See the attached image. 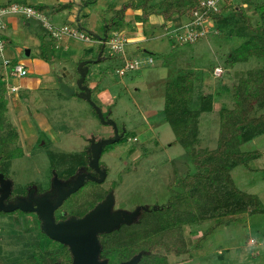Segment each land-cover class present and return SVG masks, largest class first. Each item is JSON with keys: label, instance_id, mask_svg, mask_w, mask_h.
<instances>
[{"label": "rangeland", "instance_id": "374dc122", "mask_svg": "<svg viewBox=\"0 0 264 264\" xmlns=\"http://www.w3.org/2000/svg\"><path fill=\"white\" fill-rule=\"evenodd\" d=\"M106 1L113 6L112 2L115 0ZM157 1L152 0L150 4ZM12 3L46 6L44 20L55 26V15L52 13L54 5H43L39 0H0V4L4 5ZM47 3H50L49 0ZM226 3L229 4L226 11L231 14L233 23L216 30L215 23L209 21L204 29L208 30V34L193 42L180 39L177 32L185 33V30H179L177 26L189 21L188 15H174L170 19L171 25L170 20L167 22L158 15H152L146 21L136 19L133 17L135 10H129L128 22L124 24L127 27L124 36L130 35L133 41L128 40L125 44L124 58L122 53L114 52L110 46L105 45L101 60L98 53L100 44L98 46L94 39L79 42L80 40L76 41L73 36L62 32L52 35L51 30L38 16L12 14L3 17L8 20L17 16L19 19L14 32L9 27L0 29V37L3 38L2 33L5 32L12 39L4 43V48L17 53L18 56L13 59L24 61L37 56L32 39L36 45L42 38L54 40L50 48V60H44L51 79L46 74L42 76V73L31 70L28 64L25 65L26 75H13L10 64L4 65L3 58L0 57V93L1 98L3 97L0 98V105L3 107L4 102L7 107L0 136L6 137L14 130L17 147L13 149L19 155L13 157L7 165L16 184L39 181L45 185L51 175L50 152L57 158L60 157L58 163L62 162L61 167L63 163L70 165L67 162L76 161L78 154L89 144V137L92 135L96 137V141L115 136V127L105 122L113 120L122 138L105 145L101 162L109 170L107 182L111 180L117 185L114 192L117 207L131 212L138 206L162 205L174 195H187L186 188L176 183V176L194 174L197 167L192 163L191 155L186 152L183 144H172L176 135L164 117L168 84L182 72H191L195 76L189 108L199 111L197 134L188 138V144L192 154H197L217 147L222 123L220 113L221 110L233 108V86L238 79L246 70L264 66V58L255 56L234 64L228 61L232 51L242 40L235 34L240 17L233 15V11L242 10L251 17V23L255 26L261 22L257 7L264 5V0H221L219 5L223 7ZM66 13L64 11L57 15L66 20ZM97 14L95 19L98 24L95 31L85 21L82 27L90 30L91 34L102 36V19L107 17L109 20L112 13L110 11L99 16ZM25 19L29 25L25 23ZM68 22L70 26L77 24L72 19ZM111 34L112 31L110 36ZM67 42H70L68 49L63 47ZM57 43L60 47H56ZM84 47L90 49L84 59L94 62L84 64L83 70H87L91 99L100 107L103 120L94 106L78 95V87L74 95H68L62 90L58 80V77H62V81L66 83L81 75L78 70L80 60H74V56ZM28 48L32 50L30 56L27 54ZM66 52L71 57L59 58V55H66ZM126 58L139 60L140 68L121 75L116 69L123 66ZM217 66L220 70L214 69ZM62 67H65L64 71L61 70ZM36 76L42 82L39 86H24L27 78ZM12 85H17L18 89L12 91ZM207 94L212 97V108L209 111H200L201 96ZM261 114L264 115V106H255L250 116L257 117ZM238 150L253 152L255 156L232 168L230 174L235 187L256 196L264 205V132H257L251 139L240 143ZM254 206L253 202L242 203L241 207L245 211L242 213H229L225 207H221L217 211L209 212L211 217L203 218L205 220L199 224L184 223L181 228L183 227L186 252L176 254L161 246L155 247L152 252L165 256L163 264H264V212H252ZM227 207L235 209L237 205L231 203ZM232 217L234 218L231 223L215 226L205 238L198 239L209 227L215 225L217 219ZM12 219L7 214L0 215V263L41 264L43 254L34 252L40 248L47 249V242L40 238L39 232L32 225ZM152 224L153 220L149 219L145 229H150ZM128 231V226L124 227L123 237L128 238ZM134 239L133 245L130 239L128 243L124 241V248L127 244L124 258L132 256L133 251L138 250L139 244L143 243V239L137 241L135 236ZM135 253L142 256L141 252ZM33 254L36 255L34 259H37V263H32L29 258Z\"/></svg>", "mask_w": 264, "mask_h": 264}, {"label": "trees", "instance_id": "16d2710c", "mask_svg": "<svg viewBox=\"0 0 264 264\" xmlns=\"http://www.w3.org/2000/svg\"><path fill=\"white\" fill-rule=\"evenodd\" d=\"M96 1L84 0L83 5H89ZM199 1L158 0L150 4L152 0H125L117 9L107 8L105 11L107 13L111 11L112 16L109 20L107 17H103L104 19H102L104 25L103 35H93L88 31L91 41L92 39H99V60L103 57L105 47L102 44L103 42L100 41L108 39L112 30L126 24L125 12L128 9L140 10V14L135 16V18L142 21L148 20L152 15H159L165 21H169L174 15H188L191 19L193 11L199 7ZM227 5L229 4L226 3L225 6H221L218 10L209 12L210 18L215 23L214 28L216 30L223 29L225 24L233 23L231 14L227 13L229 11H226ZM71 7L72 3L56 4L52 10L61 11ZM41 8H46V6H41ZM257 9L260 10L261 22L255 26L251 23V17L247 16L242 10L231 12L233 15L240 17V23H238L239 26H237L235 34L242 40L232 51L228 60L230 63L234 64L246 61L252 56L264 58V5L258 6ZM73 26L78 29L83 28L78 25ZM53 41V38L50 40L42 38L39 54L41 59L50 60L49 54ZM189 41L193 42L195 40H187V42ZM92 62L94 61H86L85 64L87 65ZM16 63L15 60H10L11 65ZM194 77V74L191 72H182L173 82L168 84L164 101V117L170 123L176 135L172 144L177 142L183 144L186 152L190 153L191 156H189L192 163L197 167V172L194 174L188 173L184 177L176 176V183L186 188L187 195L184 197L171 196L162 205L141 207L140 220L136 221V224L128 226V238L127 236L126 238L124 237V241L128 243L130 239L131 245H133L134 236L137 241L143 239V243L139 244V246L136 244L140 248L133 251V254L135 252L142 253L139 264H149V262L150 264H163L165 256L152 252L157 246L164 247L166 251H173L176 254L186 252L187 246H185L183 227L181 228V226L184 223L199 224L205 220L203 218L211 217L209 212L217 211L221 207H225L227 209L226 212L229 213H232V211L242 213L245 211L242 209L241 204L253 202L255 206L252 212H264V205L257 200L256 196L245 193L235 187L230 174L232 168L245 163L249 157L255 156L253 152H241L238 150V145L251 139L257 132H264V115L261 114L257 117L250 116L255 106H264V66L248 69L238 79L237 83L233 86V108L221 110L220 113L222 123L217 147L197 154H192L188 144V138L197 134L196 124L199 113L198 110L189 108ZM83 84H88L86 77ZM1 96L0 93V98ZM201 98L200 111L211 110L212 97L207 94L202 95ZM6 111L7 107L3 102V107L0 105V130L5 118L4 112ZM15 138L14 133H9L6 137L0 136V168L2 160L11 159L19 155L14 153V149L10 147L13 142H16ZM88 156L89 151L86 146L85 150L82 151L80 166L88 167ZM212 186H214L213 190H211ZM231 203L236 204L237 207L235 209L228 208L227 206H230ZM206 211L208 212L206 213ZM0 214H5V212L0 211ZM233 218L217 219L215 225L209 227L198 239L205 238L215 226L231 223ZM149 219L153 220V224L150 226V229H145V225H147ZM126 247L127 244L125 245V249Z\"/></svg>", "mask_w": 264, "mask_h": 264}, {"label": "flooded vegetation", "instance_id": "af4514ba", "mask_svg": "<svg viewBox=\"0 0 264 264\" xmlns=\"http://www.w3.org/2000/svg\"><path fill=\"white\" fill-rule=\"evenodd\" d=\"M13 131L11 133H14ZM15 132H17V130H15ZM118 135L120 136V138L122 137L119 131ZM51 137L49 139H51ZM89 138V144L87 145V150L89 151L88 167L80 166L82 153L78 154V156L76 157V161L72 160L71 163L70 161L67 162L71 166L63 163V167H61L62 162L60 161V163H58L60 157L57 158L56 156H54L55 154L53 152H50L49 170L51 175L49 176V180L45 185L40 184L39 181H30L23 185L16 184V182L10 175L7 165L12 158L2 160L0 173L3 174L4 179L10 181V192L7 197L3 199V202L5 205H8L24 201L28 204V206L33 208L37 206L43 207L45 205H48V207H52L56 204L59 198L60 191L65 193L66 191L70 190L71 188H73L75 180L80 175H86L83 178L82 184L78 188L70 192L53 210L51 215L54 219V222L58 224L68 221L72 217L81 218L100 203H103L105 201L109 203L111 206L109 213L113 214L114 212L120 211L122 219L118 222V225L111 231L99 232L97 234L99 242L98 260L105 261L106 264H119L137 254L135 253L128 258H124V251L126 249L124 248V237L122 231L124 227L135 224V222L140 219L141 209L144 207V205L138 206L140 210L132 218L131 223H124V208L117 207L114 195L117 185L114 181L111 180L107 182L109 170L107 165L101 162V157L104 152L105 146L101 151L98 162L99 168L104 172L105 177L102 181H98V179L101 178V174L98 170L90 166L92 153L89 148L91 141L93 139L96 141V137H93L92 135ZM12 144L14 145L12 146ZM12 144L10 145L11 148L17 147L16 142H13ZM1 194L2 191L0 190V196ZM5 214L9 215L11 219L14 218L20 220L21 223L32 225L34 229L39 232L40 238L43 241L47 242V249L42 250L40 248L36 249L34 252L35 254H43L41 264H74V255L70 246L68 244L52 239L46 234L43 229L44 221L37 211L22 210L17 208L13 211L5 212ZM116 230H118L117 233ZM35 254H33V256H29L30 260L32 259V263H37V259H34V257H36Z\"/></svg>", "mask_w": 264, "mask_h": 264}, {"label": "water", "instance_id": "95a60500", "mask_svg": "<svg viewBox=\"0 0 264 264\" xmlns=\"http://www.w3.org/2000/svg\"><path fill=\"white\" fill-rule=\"evenodd\" d=\"M86 61H80L78 64V70L81 75L77 81V87L80 89L78 95L86 100H88L98 112L99 117L103 120V115L101 109L96 103H94L91 99V89L87 84H83L87 70H83V65ZM58 80L61 84L62 90L68 95L75 94V86L69 85L62 81L61 77H58ZM106 123L112 124L115 127V136L110 139H100L95 141L94 139L90 144V151L92 153V160L90 166L98 170L101 174V178L98 181H102L105 177L103 171L100 170L98 162L100 158L101 151L105 145L114 143L119 140L120 136L118 135V131L116 129L115 123L113 120H105ZM86 175H80L74 182L73 188L63 193L59 192V198L55 205L52 207H48L45 205L43 207L37 206L35 208L28 206V204L24 201L16 202L14 204L5 205L3 199L7 197L10 192V181L4 179L3 174L0 173V181L1 187L0 190L2 194L0 196V210L9 212L13 211L17 208L22 210H34L37 211L40 217L44 221L43 229L46 234L62 243L68 244L72 250L74 255V264H106L105 261L98 260L99 253V242L97 238V234L99 232L111 231L114 227L118 225V222L122 219V215L120 211L114 212L113 214L109 213L110 204L106 201L95 206L91 211L85 214L81 218L72 217L68 221L56 224L52 217L53 210L62 202V200L73 190L78 188L82 182L83 178ZM140 210V208H136L131 212H127L124 210V223H131L132 218L136 215V213ZM141 254L138 253L132 258L128 260H124L119 264H137L140 259Z\"/></svg>", "mask_w": 264, "mask_h": 264}, {"label": "crops", "instance_id": "0c3cea01", "mask_svg": "<svg viewBox=\"0 0 264 264\" xmlns=\"http://www.w3.org/2000/svg\"><path fill=\"white\" fill-rule=\"evenodd\" d=\"M83 1L84 0H49L50 3H47L48 0H39V3H41L43 5H48V6L49 5H56V4L72 3V7L71 8H67V9H64V10H61V11L52 10V13L55 15V17H53V21H54V24H55L56 27L53 26L54 28H61V27L65 26V25H68V23H70L68 21L72 19V20H74V21L77 22L76 25H78V26H82L83 21H85L88 24L87 26L90 29H92V31H95L94 29H95V27L98 24L97 19H95L96 18V13H98L97 14L98 16L100 14H105L104 12H105V10L107 8L117 9L124 2V0H115V1L112 2L113 3V6H112L110 3L108 4L106 0H97L95 3L89 4V5H86V4L83 5ZM30 6L36 8L37 10L39 9L40 10V11L38 10L39 13L43 16V18H45V16L43 15V14H46L44 8L43 9L42 8L40 9V7H35L34 5H30ZM129 10H133V9H128L125 12V20H126V22H128L127 13L129 12ZM64 11L67 12L66 13V18H67L66 20H64L61 16L57 15L58 13L61 14V12H64ZM133 13H134L133 14V17H135L138 14H140V10H135ZM149 18H151V16ZM172 19H173V17H172ZM18 20L19 19H18L17 16L16 17L13 16V17L8 18L6 27L7 28L8 27L11 28L13 30V32H14V30H17L16 27H17V21ZM24 21H25V23L27 25H29V22H27L28 21L27 19H25ZM167 22H169V21H167ZM47 23L50 24L48 21H47ZM171 25H172V21H171ZM181 25L182 24L179 23V25L178 26L176 25V26L177 27H180ZM84 26H86V25L84 24ZM126 28L124 27V24H123V26H121L120 28H118L119 31L117 29H114V30H112V33L113 32H118V33H121V34L124 35L125 31H127ZM12 30H11V32H12ZM89 32H90V30H89ZM93 35L100 36V35L94 34V33H93ZM2 36L4 38V42H8V41H11L12 40V39H10L9 34H7L5 32L2 33ZM126 37H127V39L129 41H133L132 40L133 38L130 35L129 36L127 35ZM71 39L72 40L75 39L76 41L77 40H80V39H77V38H74L73 39L72 37H71ZM31 41H32V45L35 46V50L34 49L33 50L37 54V56H34L31 59L28 58V59H26L24 61L23 60L18 61V60H16V58L13 59L14 56H18L17 53H15L14 51L8 50L7 48H4V52L2 54H0L1 59L2 58L3 59L4 58H8L11 61L12 60H15L17 63H22L24 66L25 65L27 66V64H28L31 70H35L37 73L38 72L42 73V76H45V74H46L47 77L49 79H51V76L49 75V72H48L47 62L44 61L43 59H41L40 56H39V54H40V42L39 43L37 42V45H36L35 40L32 39ZM83 41L80 40L79 42H83ZM85 42H89V41H85ZM96 44H98V46H99V39L96 40ZM17 46H19V45H17ZM24 46H26V45H24ZM58 46L60 47V44L59 43H57L56 47H58ZM63 47L66 48V49H68L70 47V42H67L65 45H63ZM19 50H22V49L19 48ZM88 52H90V49L84 47L83 49H81L79 51V53H76V55L74 56V60L90 61L89 59H84V57H85L84 55L87 54ZM31 53H32V50H30V48H28L27 49V54H29V56H30ZM68 53L69 52H66V55H62V54L59 55V58L63 59L62 56L71 57V54H68ZM80 56H83V57H80ZM61 70L64 71L65 70V67H64V69L62 67ZM79 77H80V75L78 77L75 76L74 81L66 82L69 85H74L75 86V92H76V88H77V85L76 84H77V81H78ZM41 83L42 82H41V79L39 77H37V76L36 77H29V78H27L25 80L24 86L25 87H30V88H35V87L39 86Z\"/></svg>", "mask_w": 264, "mask_h": 264}, {"label": "built area", "instance_id": "2783aa9c", "mask_svg": "<svg viewBox=\"0 0 264 264\" xmlns=\"http://www.w3.org/2000/svg\"><path fill=\"white\" fill-rule=\"evenodd\" d=\"M221 0H200L199 1V7L193 11L192 18L182 24L179 27V30L184 29L185 33H182L180 31L178 32V37L182 40H197L198 38L202 37L203 35L207 34L208 30H204L208 25L209 21L213 22V20L210 18V13L218 10L221 5H219ZM21 15L25 17H39L41 20L44 21L45 25L48 27V29L51 30V32L54 35L65 33L70 36H73L74 38L84 40V41H91V36L85 29H78L75 26H63L61 28H54L47 22H45L43 16L33 7L26 4H18V3H12L8 5L0 4V29H3L7 25V19H3L6 15ZM206 26V27H205ZM183 30V31H184ZM180 32V34H179ZM100 42H103L102 44L110 46V48L114 52L122 53L121 55L124 58V49L125 44L128 42V39L126 37L118 32H113L111 36L108 39H104ZM4 40L2 37H0V54L4 51ZM151 61V59H150ZM3 64L8 66L10 64V59H3ZM141 62L136 59H128L126 58L123 62V66L121 68H117V73L124 74L126 71L130 70H138L140 68ZM11 73L16 76H24L27 73V70L25 66L22 63H16L14 65H11ZM215 70H220L219 67L214 68ZM12 91H16L18 89L17 85H12L11 87Z\"/></svg>", "mask_w": 264, "mask_h": 264}]
</instances>
